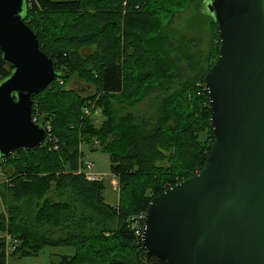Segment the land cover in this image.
Instances as JSON below:
<instances>
[{"label": "trees", "instance_id": "obj_1", "mask_svg": "<svg viewBox=\"0 0 264 264\" xmlns=\"http://www.w3.org/2000/svg\"><path fill=\"white\" fill-rule=\"evenodd\" d=\"M170 12L160 0H25L24 22L58 76L32 99V116L50 126L51 141L0 159V232L18 241L11 256L71 248L54 264H144L131 217L199 172L214 140L202 84L219 39L206 55L192 40L170 36L161 22ZM10 72L0 53V81ZM74 77L91 92L66 87ZM154 88L158 110H130ZM82 143L108 155L116 205L105 202L104 183L74 174ZM4 252L0 238V264Z\"/></svg>", "mask_w": 264, "mask_h": 264}, {"label": "water", "instance_id": "obj_2", "mask_svg": "<svg viewBox=\"0 0 264 264\" xmlns=\"http://www.w3.org/2000/svg\"><path fill=\"white\" fill-rule=\"evenodd\" d=\"M219 51L203 77L214 134L202 169L154 197L144 264H264V0H204ZM25 0H0V159L40 147L33 97L58 76L24 22Z\"/></svg>", "mask_w": 264, "mask_h": 264}, {"label": "rangeland", "instance_id": "obj_3", "mask_svg": "<svg viewBox=\"0 0 264 264\" xmlns=\"http://www.w3.org/2000/svg\"><path fill=\"white\" fill-rule=\"evenodd\" d=\"M203 2L204 0H160V3H163L166 8L171 9V12L167 17L162 18L163 15H161L160 18H162L161 22H163L162 28L166 30L170 36L175 37L176 35L177 37H186L187 39L192 40L203 54L209 55L217 48L218 34L212 18L209 17L206 11H202ZM173 62H175L176 68H178L179 65V70L182 71L184 69V63L174 60ZM186 77L187 74L185 78ZM66 87L75 89L82 94H87L89 91L91 92L90 87L78 81L75 77L70 80ZM158 95V88L152 89L151 92L144 97V99L138 101L136 106L130 110L150 113L158 110L159 106L161 105V100L157 97ZM96 110H98L99 113L93 116V122L96 126H98L102 120L101 110L99 108ZM32 118L34 117L32 116ZM36 124L42 125L41 120L39 119L38 121L37 119ZM46 128L50 129V126L47 125ZM94 139L96 138H93L92 140ZM82 144L80 146L83 153L82 158L93 163V167L89 169L87 173L98 177V180L90 182L104 183L105 190L103 191V196L105 202L109 205L117 204L119 198V185L117 178L110 173V162L108 155L100 150L93 149L96 146L92 148L85 143ZM82 158L79 160L81 161ZM80 172L81 167L79 165L74 174L78 175ZM4 181L5 177L0 174V184L4 183ZM3 212L4 207L0 198V213ZM137 217V215H134L131 217V219L135 220ZM3 236L4 234L0 232V238ZM72 254L73 250L71 248L53 247L44 248L36 256H25L22 258H15L11 256L12 254H6V252H4L6 264H54L58 261L60 255L71 256Z\"/></svg>", "mask_w": 264, "mask_h": 264}, {"label": "built area", "instance_id": "obj_4", "mask_svg": "<svg viewBox=\"0 0 264 264\" xmlns=\"http://www.w3.org/2000/svg\"><path fill=\"white\" fill-rule=\"evenodd\" d=\"M84 112L86 114H89L90 110L86 109ZM98 113H99V111L96 110L94 112V116L97 115ZM32 120H33L34 123H36V118H32ZM45 130H46V137H45L44 141H46V140L51 141V138H48L49 128H47ZM80 167H81V172H82V173L80 172V174H82V176L87 181L98 180V177H95V176L87 173V171L93 167V163L92 162L82 159L81 163H80ZM137 216L138 217L135 220L130 219L129 227L134 232L135 236L140 238V240H141L145 215H144V213H141V214H139ZM2 239L4 241L6 254H9V253L12 254L13 251L16 250V248L18 247V241L16 239H14L12 236L8 235V234H4Z\"/></svg>", "mask_w": 264, "mask_h": 264}, {"label": "bare ground", "instance_id": "obj_5", "mask_svg": "<svg viewBox=\"0 0 264 264\" xmlns=\"http://www.w3.org/2000/svg\"><path fill=\"white\" fill-rule=\"evenodd\" d=\"M53 63V62H52ZM54 67V66H53ZM55 70V69H54ZM56 72V71H55ZM144 215H145V213H144Z\"/></svg>", "mask_w": 264, "mask_h": 264}, {"label": "crops", "instance_id": "obj_6", "mask_svg": "<svg viewBox=\"0 0 264 264\" xmlns=\"http://www.w3.org/2000/svg\"><path fill=\"white\" fill-rule=\"evenodd\" d=\"M81 149V148H80ZM82 152V151H81ZM116 205V204H115ZM60 256H62V255H60Z\"/></svg>", "mask_w": 264, "mask_h": 264}]
</instances>
